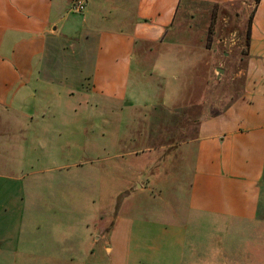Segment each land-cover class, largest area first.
<instances>
[{
    "label": "crops",
    "instance_id": "1",
    "mask_svg": "<svg viewBox=\"0 0 264 264\" xmlns=\"http://www.w3.org/2000/svg\"><path fill=\"white\" fill-rule=\"evenodd\" d=\"M71 1L0 0V249L39 248L46 264L58 241L48 223L40 221L47 222L52 214L49 180L55 182L37 174L65 170L71 157L91 150L118 152L119 142L130 137L121 129L128 126L122 119L171 97L156 86L166 68L161 58L137 46L160 43L185 0H83L80 12L70 10ZM243 73L242 93L199 121L196 135L170 156L186 190L187 218L186 224L164 223L169 236L186 237L200 222L230 231L257 217L264 187V0L253 9ZM9 146L15 156L8 154L7 159ZM131 153L135 151L126 152ZM78 169L85 178L69 183L101 187L102 174L92 178L87 176L91 168ZM171 175L165 167L159 174L163 184ZM28 204L35 228L43 230L32 232L29 240L17 229L6 228L8 220L22 221ZM174 210L166 217L172 218ZM123 214L117 213L115 221L110 218L114 224L107 242L114 240ZM98 216L96 210L89 218ZM60 241L64 243V237ZM72 243L80 248V241ZM112 247L106 246L111 257ZM156 250V264H192L190 256H184L187 248ZM209 252L206 264H226L224 249L217 248L221 262L216 249Z\"/></svg>",
    "mask_w": 264,
    "mask_h": 264
},
{
    "label": "rangeland",
    "instance_id": "2",
    "mask_svg": "<svg viewBox=\"0 0 264 264\" xmlns=\"http://www.w3.org/2000/svg\"><path fill=\"white\" fill-rule=\"evenodd\" d=\"M77 1H71L73 12H80L75 8ZM255 3V0L227 4L185 0L160 43L137 46L140 52L161 58L160 63L166 68L158 74L156 86L171 97H161L160 101L136 109L122 119L128 126L124 124L121 129L130 137L119 142L118 152L91 150L79 158L71 157L73 162L65 170L37 174L49 176L55 182L51 184L49 180L52 194L48 195V185L44 190L53 199L52 214L47 222L40 221L48 223L49 231L58 241L56 248L49 250L53 258L48 264H145L146 258H153L151 262L156 264L153 261L158 256L157 248H187L184 256L189 255L192 264L210 261V249H216V260L221 262L217 248L224 249L226 264H264V187L256 219L236 229L222 232L216 225L211 228V223L207 227L200 222L182 238L166 234L168 228L164 224H186L187 218V194L175 176L171 154L196 135L199 121L223 110L242 93L246 30ZM13 149L7 148V159L13 155ZM129 149L135 153L126 154ZM80 167L91 168L87 176L92 178L102 174L101 187L69 183L81 176L85 178L84 172H79ZM164 167L172 175L163 184L164 178L159 174ZM26 176L32 178V174ZM59 182L64 184L60 187L56 184ZM29 206L22 221L6 223L7 230L17 229L20 237L26 236L28 240L32 232L42 230L35 228L37 222L31 219L35 214H29ZM169 209H175L172 218L166 217ZM96 210L101 218H89ZM117 213H124L123 221L114 240L107 242L110 226L114 224L110 218L115 221ZM36 216L39 218L40 213ZM62 237L64 243H60ZM75 240L80 241V248L73 247ZM107 245L114 248L112 257ZM38 249L1 248L0 264H46Z\"/></svg>",
    "mask_w": 264,
    "mask_h": 264
},
{
    "label": "trees",
    "instance_id": "3",
    "mask_svg": "<svg viewBox=\"0 0 264 264\" xmlns=\"http://www.w3.org/2000/svg\"><path fill=\"white\" fill-rule=\"evenodd\" d=\"M256 2L258 0H255ZM252 16H253V12L252 14H250V17H249V20H248V26H247V30H246V45H248V38H249V26H250V23H251V20H252Z\"/></svg>",
    "mask_w": 264,
    "mask_h": 264
},
{
    "label": "built area",
    "instance_id": "4",
    "mask_svg": "<svg viewBox=\"0 0 264 264\" xmlns=\"http://www.w3.org/2000/svg\"><path fill=\"white\" fill-rule=\"evenodd\" d=\"M77 11H82L84 8V2L83 0H78L75 6Z\"/></svg>",
    "mask_w": 264,
    "mask_h": 264
},
{
    "label": "water",
    "instance_id": "5",
    "mask_svg": "<svg viewBox=\"0 0 264 264\" xmlns=\"http://www.w3.org/2000/svg\"><path fill=\"white\" fill-rule=\"evenodd\" d=\"M218 71H219V72H222V70H221V69H218Z\"/></svg>",
    "mask_w": 264,
    "mask_h": 264
}]
</instances>
